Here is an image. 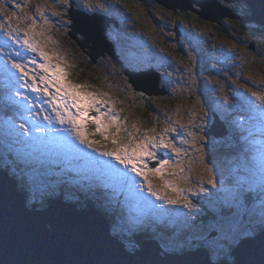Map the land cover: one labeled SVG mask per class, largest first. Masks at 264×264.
<instances>
[{
  "label": "rangeland",
  "instance_id": "1",
  "mask_svg": "<svg viewBox=\"0 0 264 264\" xmlns=\"http://www.w3.org/2000/svg\"><path fill=\"white\" fill-rule=\"evenodd\" d=\"M99 2L102 9L92 0L94 10H90L85 0H0L1 163L13 167L16 163L26 171L33 203L36 198L42 205L52 200L50 196L57 197L56 188L70 178L68 191L74 186L80 189L76 200L93 194L107 211L120 215L119 225L114 218L113 235L115 229L130 241L127 237L145 231L167 252L205 248L210 259L235 263L229 253L237 247L233 238L256 237L264 231V200L258 196L260 192L264 198V90L241 84L245 77L264 82V29L253 31L261 27L248 23L249 17L244 21L242 16H225L220 22L231 34L223 37L217 35L215 21H201L195 12L186 19L149 0ZM226 3L236 14L247 13L238 2ZM71 8L115 17L119 22L95 20L106 27L109 43L83 46L86 37L72 35L71 25L78 15L70 16ZM110 42L116 57L108 51ZM16 63L23 71L14 67ZM42 64L48 65L47 70ZM140 71L148 73L143 77ZM130 78H144L150 92L137 90ZM58 87L61 94L67 91L77 99L94 96L103 101L97 111L81 100L82 110L87 111L82 130L96 141L92 147L81 141L67 113L60 121L63 108L54 100ZM240 88L253 95L251 110ZM70 111L76 115L75 108ZM214 114L224 117L228 127L223 118L216 123ZM98 116L110 126L107 139L96 132L93 119ZM229 123L239 133L231 134ZM183 134L196 140L191 158L188 141L178 142ZM145 140L157 145L150 148L156 158L145 156L140 165L146 178L132 165L105 154L124 146L131 153ZM161 160L169 164L157 173ZM166 181L174 187L166 186ZM244 187L248 194L241 197ZM250 204L259 205L249 208ZM100 205L96 207L105 214ZM202 205L209 206L218 219L204 220ZM125 244L132 252L140 248Z\"/></svg>",
  "mask_w": 264,
  "mask_h": 264
},
{
  "label": "water",
  "instance_id": "2",
  "mask_svg": "<svg viewBox=\"0 0 264 264\" xmlns=\"http://www.w3.org/2000/svg\"><path fill=\"white\" fill-rule=\"evenodd\" d=\"M238 1H246L253 10L250 19L264 26V0ZM157 2L175 11L193 10L209 21L220 22L230 13V9L217 0ZM80 14L92 26L86 27L78 17L74 18L72 27L75 32L72 35L77 37L76 33H80L85 36L83 46L92 42L95 46L109 43L105 35L106 27L95 23V20L119 21L105 14H96L97 18L91 21L93 17L90 14L85 11H80ZM230 14L233 18L242 16L234 12ZM104 37L106 41L102 40ZM113 46L110 42L108 51L116 57ZM98 56L99 51L92 58L96 60ZM151 72L160 80L159 73ZM138 73L144 77L148 71ZM130 82L137 90L148 91L144 78H130ZM216 123L219 124L217 117ZM51 199L49 204L44 202L32 207L27 195L20 190L18 180L0 162V264H190L193 254L206 260L207 264H264V231L256 237H247L244 244L234 249L235 263H229L226 259L221 262L210 259L205 248L173 254L161 248L155 239H145L141 248L132 252L125 242L112 234L108 219L97 207H80L58 196Z\"/></svg>",
  "mask_w": 264,
  "mask_h": 264
},
{
  "label": "snow or ice",
  "instance_id": "3",
  "mask_svg": "<svg viewBox=\"0 0 264 264\" xmlns=\"http://www.w3.org/2000/svg\"><path fill=\"white\" fill-rule=\"evenodd\" d=\"M65 2H66V0H65ZM85 3L88 5L90 10H94L92 8V0H85ZM96 5H97V7L101 8V9L104 7V5L99 2V0H96ZM2 27H3V25L0 24V28H2ZM25 43H28V41L25 40ZM41 54L43 55V53H41ZM33 63H35V61H33ZM14 67L23 71L22 65L19 63L14 64ZM41 68H44L45 70H47L48 65L42 64ZM56 69H57V71L60 70L59 65L56 66ZM25 75H26V73H25ZM53 78L57 81L62 79L61 77H58V76H54ZM42 79H45V78H42ZM44 91L45 92L48 91L47 87H45ZM49 94H51V93H49ZM77 95H79V94L77 93ZM54 100H56L58 102L59 106L63 108V111L59 113L60 121L62 123L64 122L65 113H67L68 114L67 118L75 126L76 133L79 136V138L81 139V141L84 143H87L89 147H92L93 144L96 143V141L88 139L87 135L82 130L84 125L81 122L87 116V111L82 110L81 100H83V102L85 104L96 107L97 111H99L98 103H102L103 101L98 102L94 96L81 97L80 99H77L76 95H70L67 91H64L61 94V88H59V87L56 89V95L54 96ZM69 101H70V103H69ZM71 108L76 109V115H73L71 113V111H70ZM111 120L114 123L116 120V117L112 116ZM93 122L96 124V132L100 133L101 136H103L105 139H107L108 137L105 135V133L108 131L110 126L105 125L101 121V118L99 116L95 117L93 119ZM119 130L120 129L117 128V132H119ZM116 142L117 141L113 138V143H116ZM160 143H161V145L168 147V145L164 144L163 140H161ZM155 147H157L156 144H151L148 140H145L142 143H138L131 153H129V151L127 150V146H124L119 151L113 150V151L106 152L105 154L115 157V159L120 161V163H122V164L132 165L134 171H136L141 176H145V178H146V174L144 171L141 170L140 165L143 164V158L145 156L151 155L153 159L156 158L155 153L150 151V148H155ZM172 148H173V151H175L176 153L180 152V149L176 148L174 145L172 146ZM168 164H169V161L161 160L160 165L155 169V171L157 173H162L164 166L168 165ZM180 171L182 172L183 169H181ZM178 174L179 173H173V175H178ZM165 183H166V186H168V187H174V185H172V183L170 181H166ZM208 183L215 185V180L209 179ZM148 190L150 192L152 191L150 186H149ZM176 190L182 191L181 189H176ZM201 190L206 191L207 189L202 188ZM173 203H175V201H173ZM188 206L191 207V204H188ZM246 239H247V237L244 234H239L233 238L232 245L239 247L240 245L245 243ZM190 264H207V261L199 259L198 257H196L195 254H193V258L190 261Z\"/></svg>",
  "mask_w": 264,
  "mask_h": 264
},
{
  "label": "trees",
  "instance_id": "4",
  "mask_svg": "<svg viewBox=\"0 0 264 264\" xmlns=\"http://www.w3.org/2000/svg\"><path fill=\"white\" fill-rule=\"evenodd\" d=\"M150 1V3H153V4H155V2H157L156 0H149ZM217 1H221V3L222 4H224L223 6H226V7H228L229 9H230V13H233V9L231 8V6H228L227 5V3H226V1L227 0H217ZM228 2V1H227ZM237 2L238 3H240V5L242 6V8H243V10H244V12H247L245 15H243L242 14V16L243 17H249L250 18V16H249V14L251 13V14H253V10L251 9V7L248 5V3L246 2V1H238L237 0ZM230 3V2H229ZM235 3V2H234ZM245 6L246 7H248V8H245ZM165 8H167V7H165ZM197 8V7H196ZM170 10H172V9H170ZM249 10V11H248ZM191 13H194V11L193 10H186V11H182V10H180V9H178L177 11H175V10H172V14H174V15H181L183 18H188L189 17V15H192ZM196 13V12H195ZM194 13V14H195ZM228 14V16H230V17H232L231 16V14ZM197 16H198V18L201 20V21H204L205 22V20L206 19H204V18H202L198 13H197ZM112 17V16H111ZM112 18H115V17H112ZM116 19V18H115ZM242 20H244L245 21V19H242ZM252 20V19H251ZM206 21H209V20H206ZM234 22V21H233ZM256 23L257 25H259L261 28H258V27H253L252 29H253V31H256L257 32V29H264V26L263 25H261V24H259L257 21H255V20H252L251 22H249L248 21V23ZM214 26H215V28L217 29V30H215V31H217L216 33H217V35H219V36H223V37H227V36H229L230 34H231V31L230 30H228V28L226 27V26H224V23L223 22H219V21H215V23H214ZM263 26V27H262ZM237 27V29H240V28H238V26H236ZM242 29H244V28H242ZM241 29V30H242ZM84 75H87V72H84ZM87 78V76H84L83 77V79H86ZM161 79V78H160ZM240 93L239 94H241L242 96H243V98H244V100H245V102L247 103V104H249L248 102H249V97H248V95L247 94H244L241 90L239 91ZM151 108H153V106L152 105H149ZM151 112V110H149L148 112H147V114H146V111H144V114H146V115H149V113ZM90 128H91V126H90ZM237 131V130H236ZM100 136V135H99ZM195 138H196V136H195ZM183 141H188V143L191 145V148L189 149V151H188V157H193L194 156V154H195V149H196V147H195V145H194V143L196 142V140L195 139H189V134H188V136H184V134L181 136V137H179V139H178V142L179 143H181V142H183ZM3 144H4V142H3V140L1 139L0 140V147L1 148H4V146H3ZM6 145H9V143H7ZM15 146V145H14ZM89 152L90 153H95L93 150H89ZM223 152H226L225 150L223 151ZM2 152H0V162L2 161ZM247 160H250V158L249 157H247ZM9 161H10V159H9ZM1 164H3V163H1ZM13 164H3L2 165V167L4 166L5 168H7V170L9 169V171L12 173V175L13 176H15L16 178H17V180H18V182L21 184L20 185V190H22V192H24L26 195H27V198L29 199V204H31L32 205V207L33 206H35V207H38L39 206V200L40 199H38V198H36V200H37V202H35V203H33L32 201H30V195H32V192H31V188H27V186H29L30 184H28V181H26V179H25V177H26V171H22V169H21V167H19V165H17L16 163H15V165H14V167L12 166ZM53 176H55V175H52V177ZM72 176H74L75 177V180L77 181V178H78V174L75 172L74 174H72ZM58 179L59 178H56L54 181H53V183L54 182H58ZM68 179V182L70 181V178H67ZM68 182H65L59 189L58 188H56V187H54L53 186V188H56V190H55V194L58 196V197H62V198H64L65 200H72V201H74L75 203H77V204H79V206L80 207H87V208H92V206H99L100 205V202L95 198V196L92 194V195H90L89 197H85V196H81L80 197V199L79 200H76L75 199V195L76 194H79L80 193V189L77 187V186H74V187H72L73 189L71 190V192L70 191H68L69 190V187H68ZM36 187H37V184H36ZM36 189V188H35ZM247 190V188H243L242 189V196H243V194L244 195H247L248 194V191H246ZM54 191H52V193H53ZM241 196V197H242ZM261 199H263V197L261 196V195H258ZM51 198H54V197H52V196H50ZM46 204H49V201H47V202H45ZM101 206V205H100ZM102 207V210H103V212L105 213L104 214V216L109 220V223H110V226L111 227H114V224H113V222H114V218H115V222L117 223V225H119L120 223H119V216L120 215H118V216H114V214L113 213H110L109 211H107L103 206H101ZM200 209L202 210V211H204L205 213L202 215V217L204 218V220H206L207 222H210V221H215V220H217L218 219V216H217V214H215L214 212H212L211 211V209L210 208H208V206H201L200 207ZM206 212H209V215L207 216L206 215ZM116 225V226H117ZM152 231V230H151ZM152 232H154V231H152ZM114 233L115 234H117V235H114V236H118L123 242H125V243H127L128 245H130L131 246V248L132 249H134V246H137V247H140L141 248V243L143 242V240H145L146 238H148V237H153V235L151 236V235H147L146 233H145V231L143 232V231H139V233L138 234H135V235H133L132 237L130 236V237H127V239H129V238H131L132 240H125V238L124 237H122V236H120V235H122L121 233H118V232H116L115 231V229H114ZM113 234V233H112ZM155 237V236H154ZM137 239H139V241H137ZM148 239H150V238H148ZM127 241V242H126ZM129 246V247H130ZM185 250V249H184ZM190 249H188L187 251H189ZM192 250H194V249H192ZM233 251H234V248L232 249V250H230L229 251V253H230V255L233 257ZM184 253V252H183ZM234 258V260L233 261H235V257H233ZM222 260V259H221ZM226 260H228V259H226ZM229 261V260H228Z\"/></svg>",
  "mask_w": 264,
  "mask_h": 264
},
{
  "label": "bare ground",
  "instance_id": "5",
  "mask_svg": "<svg viewBox=\"0 0 264 264\" xmlns=\"http://www.w3.org/2000/svg\"><path fill=\"white\" fill-rule=\"evenodd\" d=\"M230 3H234V2H237V0L236 1H229ZM72 12H71V14H70V16H72V15H74V17H75V15L77 14L78 15V18L81 20V21H83V22H86L87 24H91V22L89 21V20H87V18L85 17V16H83L82 14H80V11H84V10H80V9H75V8H72V10H71ZM188 11V10H187ZM86 12V11H85ZM86 13H88V12H86ZM88 14H90L91 15V17H93V18H91V21H93V20H95L97 17H96V14H94V13H88ZM95 15V16H94ZM246 17V16H245ZM77 18V17H76ZM71 27H72V25H71ZM127 37V36H126ZM130 37V36H129ZM127 70V69H126ZM243 81H242V83L241 84H243V85H246V84H248V85H250V86H252V87H255V88H257V89H259L260 91H263L264 90V82L262 81V80H254V81H252V80H250L249 78H243L242 79ZM242 87V86H241ZM240 90L241 91H244L242 88H240ZM255 91V90H254ZM247 95H248V97H249V110H251V108H252V94H248V93H246ZM227 111H225L224 110V113H226ZM85 189V188H84ZM110 204V203H109ZM108 208V207H107ZM141 208H143V205H142V207ZM157 210V209H156ZM112 212V211H111ZM234 257H235V255H234ZM236 258V257H235Z\"/></svg>",
  "mask_w": 264,
  "mask_h": 264
},
{
  "label": "flooded vegetation",
  "instance_id": "6",
  "mask_svg": "<svg viewBox=\"0 0 264 264\" xmlns=\"http://www.w3.org/2000/svg\"><path fill=\"white\" fill-rule=\"evenodd\" d=\"M142 244V243H141Z\"/></svg>",
  "mask_w": 264,
  "mask_h": 264
}]
</instances>
